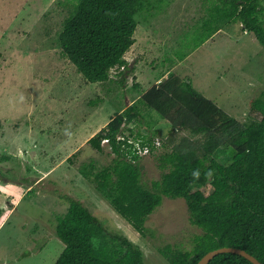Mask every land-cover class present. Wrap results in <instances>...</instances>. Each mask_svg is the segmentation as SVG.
Returning <instances> with one entry per match:
<instances>
[{"label": "rangeland", "instance_id": "obj_1", "mask_svg": "<svg viewBox=\"0 0 264 264\" xmlns=\"http://www.w3.org/2000/svg\"><path fill=\"white\" fill-rule=\"evenodd\" d=\"M74 1L0 0V264H54L64 245L55 233L56 215L67 209L68 197L82 201L107 229L138 244L144 264H169L158 248L171 244L189 250L201 232L189 219L185 199L163 196L141 236L79 172L91 160L98 167L108 164L116 156L112 147L101 142L103 150L97 151L85 142L68 161L69 144L63 142L72 129L109 119L153 80L156 69L172 66L171 72L232 117L258 119L261 113L250 101L264 96V47L239 19H217L210 10L212 18H200L219 0H144L133 34L142 49L133 48L129 56L138 57L146 43L153 44L160 55L143 54L147 64L153 60L154 73L135 75L134 86L120 70L119 84L89 82L59 53L58 32ZM258 2L263 19L264 0ZM215 24L220 27L214 33ZM146 27L156 38L140 33L148 32ZM136 121L147 135L157 132L161 142L169 133L176 141L188 134L173 131L152 109H143ZM162 150L160 143L137 160L147 185L160 177L155 155ZM218 158L229 161L227 154Z\"/></svg>", "mask_w": 264, "mask_h": 264}, {"label": "trees", "instance_id": "obj_2", "mask_svg": "<svg viewBox=\"0 0 264 264\" xmlns=\"http://www.w3.org/2000/svg\"><path fill=\"white\" fill-rule=\"evenodd\" d=\"M217 2L211 8L217 19H239L264 47L258 0ZM144 8V0H75L58 32L59 53L89 82L126 75L129 65L124 54L134 42L136 13ZM250 105L261 116L241 122L187 78L170 72L87 139L94 150L102 151L101 139L108 137L116 156L101 167L91 160L79 172L141 236L148 215L163 196L185 199L189 219L201 232L194 235L189 250L171 244L159 247L169 264H196L207 251L220 246L243 248L264 263V96L251 99ZM145 108L155 110L173 131H188L180 141L170 133L162 138L163 150L155 155L162 172L150 185L141 180L139 156L127 158L115 139L117 133L128 130L141 144L152 145L157 132L147 135L137 128L136 119ZM127 121L133 126H126ZM222 154L229 156L228 162L219 160ZM55 233L64 245L54 264H144L138 244L117 229H107L77 198L68 197L67 209L56 215ZM206 264L254 263L238 253L220 252Z\"/></svg>", "mask_w": 264, "mask_h": 264}, {"label": "crops", "instance_id": "obj_3", "mask_svg": "<svg viewBox=\"0 0 264 264\" xmlns=\"http://www.w3.org/2000/svg\"><path fill=\"white\" fill-rule=\"evenodd\" d=\"M216 4H217V2H216ZM214 6H215L214 4H212L210 6L209 5L206 6L204 12L201 13V15H200V18H212V15H210L209 10L211 11V8L214 7ZM214 18H217V17L214 16ZM146 28L148 29V27H146ZM218 30L219 29H216L215 32H218ZM148 32L143 30V32H140V33H144L145 34V38H148L149 35H151L149 40H152V38H156L155 34L150 29H148ZM150 33H152V34H150ZM135 47H136V49H139V50L142 49L141 44L136 42L135 38H134L133 44L129 47V49L124 54V57L127 60L128 65H129V69L126 70V71H128V72H126V76L131 78V80L135 79V75H137V74L154 73V71H155V68L151 66L153 60H150L149 64H147V62H145L147 59L144 58L145 54H143V53L148 52L150 57H153V56L159 54V51L155 52L153 50L154 49L153 44L146 43L145 44V48L146 49L144 50L145 52H142L141 54H137L138 57L129 56V55L133 54V52H132L133 50L132 49L135 48ZM159 55H157V56H159ZM157 56H155V57H157ZM179 61H181V60L179 59ZM177 63H178V61H177ZM172 68H173V66L169 67L166 71H159V72H158V69H156L157 73L155 75H151V76H153V80L149 81L148 85L144 89L148 88L152 84H155V83L159 82V80H162L163 78H165L166 75L169 72H171L170 70H172ZM63 74H64V71H63ZM103 83L104 84L110 83L111 85H113V83L114 84H119V81H118L116 76H113L112 79H110L109 81H103ZM135 84L136 83L133 80V86ZM106 87H107V85L103 86V88H106ZM144 89L139 90L138 91V95L136 97H134L132 99L131 98H127L126 105L124 107L131 105L136 100V98L139 96L140 92L143 91ZM124 107H122L120 110H122ZM109 119H107L106 121H103V122H99V124H97L96 127L88 126L89 129H87V127H83V126L82 127L78 126L74 130L72 129L70 131V133H69V136H67V138L63 142L64 144H69V149L67 150V152H69V153L65 154V159L64 160H67V157L72 152L77 150L80 146H84L85 142L87 141V139L89 137H91L94 133H96L102 126H104ZM84 135H86V136H84ZM63 143H62V145H64Z\"/></svg>", "mask_w": 264, "mask_h": 264}, {"label": "built area", "instance_id": "obj_4", "mask_svg": "<svg viewBox=\"0 0 264 264\" xmlns=\"http://www.w3.org/2000/svg\"><path fill=\"white\" fill-rule=\"evenodd\" d=\"M111 71L116 72L117 70L115 68H112ZM126 126L132 127L133 123L127 121ZM115 139L120 143V148L121 150L123 149L125 151L127 158H133L132 155H138L140 157L149 154L154 148L156 149L161 143L160 138L156 136L152 138V145H149L147 143L141 144L139 138L134 137V135L130 134L128 130L122 133H117ZM101 142H106L111 146L108 137H103L101 139Z\"/></svg>", "mask_w": 264, "mask_h": 264}, {"label": "water", "instance_id": "obj_5", "mask_svg": "<svg viewBox=\"0 0 264 264\" xmlns=\"http://www.w3.org/2000/svg\"><path fill=\"white\" fill-rule=\"evenodd\" d=\"M220 252H234L238 253L247 259H249L251 262L254 264H264L263 262L259 261L255 256L244 250L243 248L240 247H235V246H220L214 249H211L207 251L204 255H202L199 260L197 261L196 264H206L214 255Z\"/></svg>", "mask_w": 264, "mask_h": 264}, {"label": "clouds", "instance_id": "obj_6", "mask_svg": "<svg viewBox=\"0 0 264 264\" xmlns=\"http://www.w3.org/2000/svg\"><path fill=\"white\" fill-rule=\"evenodd\" d=\"M195 175H198V173H196Z\"/></svg>", "mask_w": 264, "mask_h": 264}]
</instances>
